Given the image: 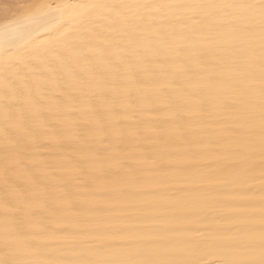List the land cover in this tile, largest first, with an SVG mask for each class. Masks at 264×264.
I'll list each match as a JSON object with an SVG mask.
<instances>
[{"label":"bare ground","instance_id":"obj_1","mask_svg":"<svg viewBox=\"0 0 264 264\" xmlns=\"http://www.w3.org/2000/svg\"><path fill=\"white\" fill-rule=\"evenodd\" d=\"M0 264H264V0H0Z\"/></svg>","mask_w":264,"mask_h":264}]
</instances>
